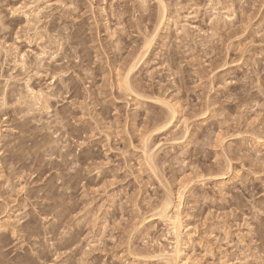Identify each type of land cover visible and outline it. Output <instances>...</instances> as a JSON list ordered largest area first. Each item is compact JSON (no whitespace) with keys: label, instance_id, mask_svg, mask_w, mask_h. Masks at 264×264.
Returning a JSON list of instances; mask_svg holds the SVG:
<instances>
[{"label":"rangeland","instance_id":"obj_1","mask_svg":"<svg viewBox=\"0 0 264 264\" xmlns=\"http://www.w3.org/2000/svg\"><path fill=\"white\" fill-rule=\"evenodd\" d=\"M160 1L0 0V97L67 88L0 111V264H167L179 195L175 264H264V0Z\"/></svg>","mask_w":264,"mask_h":264},{"label":"bare ground","instance_id":"obj_2","mask_svg":"<svg viewBox=\"0 0 264 264\" xmlns=\"http://www.w3.org/2000/svg\"><path fill=\"white\" fill-rule=\"evenodd\" d=\"M156 1H157L158 5L160 4L159 6L164 8L163 7L164 5L161 4L162 2L160 0H156ZM39 2H41L43 5H47V4L49 5V0H28V2L17 7V8H19L18 11L17 10L12 11V14H15L16 12L19 13L21 15V17L24 19V23H25V25H27L26 27L31 26L32 28H30L29 30L34 31V32L36 31L35 25L37 26V23H39V21H40L39 17L41 15L42 10H43V7L38 5ZM103 11H104V9H103ZM156 34H157L156 32L151 33L150 36H148V38L145 40L144 46H142V48H144L143 54H145L148 51V49L150 48V45L153 42ZM36 36L31 38V40H28L27 43L31 44L32 42H36V40H39V38H42L41 35H39V38ZM40 49H41L40 53L36 54V56L34 55L35 60L38 61V63H39V64L37 63V65L33 64L36 67L38 65L40 67V64L44 60L42 57L47 55L50 48L48 49V46L47 47L41 46ZM139 60H137V61H139ZM54 63H57V65H59L58 62H54ZM131 63H132V65L129 63L130 64V65H128L129 68L127 69V72L124 75L125 77L123 76L124 80H122V81H124V86L126 88L125 91L130 90L131 95H132L133 92L130 89L131 87H130V82H129V74L131 73L132 70H134V66H136V65L133 62H131ZM13 65H14V67H17L20 71H24L25 74L33 73L34 77H36V78L40 77L41 75H43V73L47 72V70H45L46 67L41 69L43 71H40V70H38L39 67H38V69L36 67L31 69L32 67L27 66V63L25 62V55L23 53H21V54L19 53V56L14 57ZM221 66L223 67V66H225V64H223ZM53 70L58 71L57 73H59V74L66 72L63 68H57V69L53 68ZM28 76L26 77L27 79L26 78L24 79L25 83L23 81V86L25 85L24 89L26 91V95L25 96L24 95L23 96L18 95V94H16L17 92H15L14 90H10L9 92H6V93L4 92L2 94V98L0 97L1 98L0 99V111L8 103L18 105V106H22V105L24 106L25 105V107H27L26 110H28V113H30V114H33L34 112L45 111V110L49 109V106H48L49 102H51L55 98H57L60 94H62V92L67 93V88H65V86L62 85L64 83V79L61 78L62 76L57 78V79H54V77L56 76L55 73L51 74L50 78H51V80H54L53 85L56 82H58L59 85L53 92H50L48 94L45 93V91L43 92L40 89L34 90L32 88V85L29 84L31 77H28ZM10 78H11V76H10ZM8 82L9 81L6 80V83H8ZM61 85L63 88L61 87ZM171 109H173V108H171ZM170 112H171V116L169 119H171V120H168V122L171 124V122L174 121L176 118L177 111L174 108L172 111L170 110ZM3 120H6V118H4ZM32 120H33V118L29 117L28 121L31 122ZM168 122H166L167 124L164 126H168L169 125ZM160 127L162 128L163 126H160ZM160 127H159V129H161ZM164 128H166V127H164ZM13 147H14V145H13ZM181 196L182 195H179L177 197V202L175 201L176 203H173V200H171V198L169 196H167L165 198V200H163V202L160 204V208H159L158 213L155 216H152V218H151V219L157 220L158 222H163V223L167 224V226H170V228H171L170 230L172 231L171 234H172V237L174 238L175 249L172 251V253H169L167 251L165 252L164 250L161 249L159 254H158L159 258L164 260L167 264H175L176 261L178 260L179 254L181 253V251L178 248V246L181 244L180 242H182V239H181L182 238V233H181L182 231H180V230H182V227H181V222H180V217H179L180 215L178 214ZM180 227H181V229H180Z\"/></svg>","mask_w":264,"mask_h":264}]
</instances>
